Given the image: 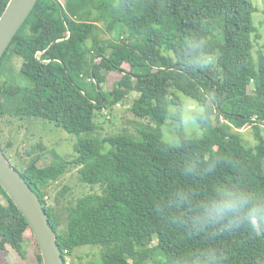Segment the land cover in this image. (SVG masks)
Segmentation results:
<instances>
[{
	"label": "trees",
	"instance_id": "1",
	"mask_svg": "<svg viewBox=\"0 0 264 264\" xmlns=\"http://www.w3.org/2000/svg\"><path fill=\"white\" fill-rule=\"evenodd\" d=\"M9 1L0 0V17ZM255 12L252 0H39L0 67L6 156L15 143L4 140L5 124L45 120L90 135L103 111L132 92L139 93L132 113L158 127L171 104L181 105L178 91L203 108L194 114L203 137L179 146L150 126L139 136L80 139L72 160L40 166L43 153L33 150L28 161L12 163L43 202L66 264L91 246L102 249L98 264H264V42L256 63ZM12 55L23 58L17 79L1 71ZM247 126L254 146L239 133ZM75 169L101 192L65 207L63 234L46 197ZM30 240L37 245L0 185V251L22 254ZM37 260L42 264L39 249Z\"/></svg>",
	"mask_w": 264,
	"mask_h": 264
},
{
	"label": "rangeland",
	"instance_id": "2",
	"mask_svg": "<svg viewBox=\"0 0 264 264\" xmlns=\"http://www.w3.org/2000/svg\"><path fill=\"white\" fill-rule=\"evenodd\" d=\"M256 8L253 14V22L257 27V33L253 35L254 50L253 57L258 63L259 51L264 42V0H252ZM100 27L97 33L108 38L109 35L104 31V23L99 24ZM257 35L262 38H257ZM10 52H8L9 55ZM7 55V56H8ZM23 58L19 55H12L4 62L2 70L5 76L12 79L19 78V72ZM116 73H111L109 78H114ZM118 77V75H116ZM110 83L104 84V89L109 90ZM176 95L181 100V105L169 106V117L166 122L157 126L147 118H138L130 110L134 101L139 97V93L132 92L123 103L112 106L96 119L98 130L90 135L81 134L73 135L64 129L56 126L45 120H25L20 121L13 127L4 125L5 134L4 140L12 139L15 143V148L8 151V157L14 165H20L21 162L29 160L26 152L33 151L34 154L43 153V158L39 162L40 166L52 164L58 158L72 160L75 158L76 144L80 139L91 138L97 141H102L106 137L117 136L121 134H129L139 136V129L144 127L159 128L162 139L165 143L172 146H179L182 139H200L204 135L203 129L194 118L195 113H202L203 108L191 97L182 92H176ZM239 133L244 137L245 142L249 146H254L257 142L254 129L250 126L239 130ZM264 135V130L262 131ZM44 147V151L39 149V146ZM17 148L24 155L19 158ZM23 149V151H22ZM102 152L110 150L109 145L101 144ZM69 187V191L65 197L61 196L59 191ZM100 193V187H92L83 183L80 179L78 169L73 170L69 174L64 175L57 182L51 184L49 195L46 197L47 205H52L56 208L57 219L61 222L60 230L63 234L67 233V211L66 206L70 202H74L79 197L88 193ZM58 203V205H57ZM156 244V243H154ZM38 247L32 240L25 242L23 253H17L11 247L5 251H0V264H38L37 252ZM102 249L99 247H82L77 249L72 256L69 257V262L73 264H89V262L101 263Z\"/></svg>",
	"mask_w": 264,
	"mask_h": 264
},
{
	"label": "water",
	"instance_id": "3",
	"mask_svg": "<svg viewBox=\"0 0 264 264\" xmlns=\"http://www.w3.org/2000/svg\"><path fill=\"white\" fill-rule=\"evenodd\" d=\"M38 2L39 0L9 1L0 17V67L10 45ZM0 185L27 221L39 247L42 264H66L43 202L12 165L1 147Z\"/></svg>",
	"mask_w": 264,
	"mask_h": 264
},
{
	"label": "built area",
	"instance_id": "4",
	"mask_svg": "<svg viewBox=\"0 0 264 264\" xmlns=\"http://www.w3.org/2000/svg\"><path fill=\"white\" fill-rule=\"evenodd\" d=\"M62 6H65L67 3V0H57Z\"/></svg>",
	"mask_w": 264,
	"mask_h": 264
}]
</instances>
